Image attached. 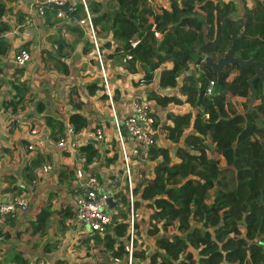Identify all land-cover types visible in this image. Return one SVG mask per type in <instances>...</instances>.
Listing matches in <instances>:
<instances>
[{"label": "trees", "instance_id": "1", "mask_svg": "<svg viewBox=\"0 0 264 264\" xmlns=\"http://www.w3.org/2000/svg\"><path fill=\"white\" fill-rule=\"evenodd\" d=\"M169 1L167 10H154L148 0L88 3L96 35L103 40L109 33L112 40L99 43L101 54L104 48H111L107 57L121 56L124 68L131 73L136 72V65L139 66L144 73L141 79L144 83L152 81L160 65L171 61L170 68L161 70L158 85L177 87L180 97L175 94H153L152 97L162 106L186 102L193 107V113L169 114L172 124L165 127L169 140L177 143L191 126L184 146H178L174 152L167 147L154 146L146 156L152 168L145 165L139 168L141 180L134 192L150 209L146 234L155 237L156 249L149 256L136 249L137 262L133 264H173L180 258V264H220L223 261L264 264L263 83L260 79L254 80V109L245 112L250 93L248 79L254 75V67L244 66L238 73V65L229 64L217 77L201 62L204 56L218 59L230 47L232 38L241 32L252 38L236 41L235 55L263 61L264 0H253L251 4L245 0ZM5 11L6 3L0 0L1 55L10 47L3 36L9 28L3 20ZM71 14L85 16L81 5ZM65 30L76 31L84 37L83 29L77 25H65ZM155 32L161 36L157 37ZM83 46L84 53L93 49L89 40ZM73 49L74 44L60 38L55 52L46 51L44 59L66 73L64 58ZM17 68L15 73L21 75L23 68ZM210 80L215 82L213 93L206 95L205 87ZM10 85L11 90L4 93L0 107L17 117L24 113L29 87L25 80L17 77ZM103 87V83L87 85L89 93ZM68 103L72 108L68 122L79 132L87 126V119L82 114L85 104L75 87L69 90ZM62 130L63 125H60L59 131ZM54 138L57 139V135ZM77 152L85 159L86 166L99 158L98 149L90 140L80 145ZM33 167L30 159L25 170L34 180ZM74 175L72 167L59 174L69 182ZM21 192L16 188L12 197ZM50 200L36 210L32 227L36 236L43 235L53 214L60 217V224L74 214L68 205L52 210ZM118 211L114 219L125 216L122 209ZM126 227L127 224L118 223L116 237H123ZM159 227L166 234L160 235ZM0 234L6 232L0 230ZM98 243V252L93 255L99 260L83 264H113L109 256L123 255V242H117V238L109 234ZM12 262L28 264L21 254H14ZM56 264L66 262L57 261Z\"/></svg>", "mask_w": 264, "mask_h": 264}, {"label": "crops", "instance_id": "2", "mask_svg": "<svg viewBox=\"0 0 264 264\" xmlns=\"http://www.w3.org/2000/svg\"><path fill=\"white\" fill-rule=\"evenodd\" d=\"M1 1L6 3L3 20L9 25L3 36L10 47L5 55L0 54V104L4 93L11 90L10 83L15 77L26 81L30 96L25 98L24 113L17 117L5 113L0 107V202L9 200L16 188H20L21 194L26 195L29 203L28 210L19 212L11 218L5 229L8 242L0 247V264H14L12 262L14 254H21L28 264H38L39 262L56 264L57 261L63 260L66 264H83L84 261H87L85 250L91 249L98 252V241H102L104 237L101 238L98 235L93 238L82 237L81 244L77 248H82L85 244L88 248L83 247L82 250L79 249L80 252L71 255L66 249L60 250L57 247L66 236L65 220L70 217L64 218L60 224L58 222L60 217L53 214L42 236L34 235L32 227L36 218V210L46 206L49 198H51L52 210L66 205L73 209L72 196L77 190L76 177L74 175L69 182L67 178L61 179L59 174L68 167H72L74 170L76 159L83 157L78 152L72 156L54 146L56 140L54 136L58 137L63 131H59V126L63 125V129L65 128L68 116L72 112L68 103L70 88L75 87L78 90L81 100L85 104L82 114L87 119V126L79 131V134L88 135L96 127L102 128L105 133V138L101 142L95 141L96 143H94L91 140L98 149L99 158L87 166L83 158L86 174L96 175L102 183V189L109 190L112 187L113 175L121 171V160L107 95L104 89L98 88L92 93H89L90 90L87 89V85L103 83L100 64L96 58L94 47L84 53L83 45L88 40L85 34L83 37L76 31L61 33L59 20L56 19L53 10L55 8L50 6L44 15H39L32 9L31 0ZM91 1L104 4L108 2V0H90L89 2ZM109 36L108 33L106 38L99 39V41H105V43L112 41ZM60 38H64L65 42L69 44H74V49L64 58L67 65L66 73L59 71L54 64L44 59L46 51L55 52L57 40ZM19 48H26L31 52L30 61L21 67L23 68L21 75L15 73V70L19 68L15 67L13 63V55ZM110 50L111 48H104L101 55L107 68L106 75L113 94L116 116L122 120L129 114L131 98L148 99L156 119L155 135L158 146L167 147L172 152L178 146H184V138L191 132V126L184 131L177 143H173L168 137H165V134L167 135L165 127L172 124L169 114L193 113V107L186 102L168 103L166 106H162L157 104L152 97L153 94L158 96L175 94L180 97L177 87L161 88L158 85L161 70L170 68L171 61H165L160 65L154 71L152 81L144 83L141 82L144 73L139 66L136 65V72H128L124 68L121 56L107 57ZM181 98L183 99V97ZM15 120H20L21 123L15 126ZM34 127L38 130L36 135L30 134V130ZM29 144L33 145V149H28ZM112 157L114 159L111 162L105 161L106 158L111 159ZM29 159L33 161L34 172L44 162L52 165V170L42 176L34 186L31 183L33 180L31 173L29 174L25 170ZM140 165L147 166L149 163L146 161L134 163L133 174L137 186L141 180ZM120 189L125 192V184L122 180ZM139 199L138 197V207L143 210V217L136 223L137 238L141 241L139 246L144 248L140 251H143L145 256H149L156 249L155 237L146 234L150 209ZM159 234H166L163 228L159 227ZM92 244L93 248L90 247ZM145 245L149 247L150 251Z\"/></svg>", "mask_w": 264, "mask_h": 264}, {"label": "built area", "instance_id": "3", "mask_svg": "<svg viewBox=\"0 0 264 264\" xmlns=\"http://www.w3.org/2000/svg\"><path fill=\"white\" fill-rule=\"evenodd\" d=\"M89 1L90 0H31L32 9L38 12L39 15H44L51 4H56L58 6L65 4V9L55 8L56 12L54 13L56 19L59 20L58 24L60 25L61 33L65 34L66 32L65 25H77L83 29L85 36L93 44L96 58L102 71L104 91L107 95L112 112L113 127L122 167L120 172L113 175L111 179V189L104 190L102 189V183L96 175L92 173L86 174L84 159H76L74 172L77 181V190H75L72 196L74 214L72 217L65 220V225L67 226L66 236L57 247L60 250L66 249L69 251V254L73 255L76 254V248L81 244L80 240L82 237L93 238L98 235L103 238L106 234H109L112 238H117V242H123V255L121 257L110 256V261L113 264H133L137 262L134 256L135 250H142V248L136 245V241H138L136 223L143 217V210L138 207L139 203L136 205L138 193L134 192V189L137 187L133 174L134 163L146 161L149 163L147 166L152 168V163L147 161L146 156L152 147L158 146L155 135L156 119L148 99L145 98H131L129 100V114L122 120L116 116L111 86L104 71L103 57L99 50L100 41L92 24V16L88 10ZM148 2L154 10H167L170 7L169 0H148ZM78 5L83 7L85 16H72L71 13L76 10ZM154 27L155 26H152V29H154ZM155 34L157 37L161 36V33L155 32ZM167 34L168 36L171 35L170 33ZM205 57L206 56L202 58V63H204ZM30 59L31 52L26 48H19L13 55L15 67L25 66ZM199 71L202 72L201 69H199ZM214 84V80H210L207 83L205 87L206 95H211L213 93ZM20 123V120L14 121L15 126H18ZM37 133L38 130L36 127L30 130V134L32 135H36ZM165 137H167L166 134ZM104 138V130L100 127L94 128L88 135H80L79 132L75 131L73 126L67 122L62 133L55 140L54 146L60 151L68 152L70 155L75 156L77 148L80 145L89 140L101 142ZM28 149H33V145L29 144ZM29 162L30 159L28 160V164ZM141 166L143 165H140V167ZM51 170V164L47 162L40 164L35 172L36 178L31 182L32 185L34 186L37 184L38 180ZM121 180L124 181L125 192H122L120 189ZM108 200L112 202V207L108 205ZM28 207L29 203L25 194H19L11 197L5 202H0V230L4 232L11 218L16 216L19 212L27 211ZM119 209L125 212V217L114 219V217L118 215ZM122 222L127 224L126 232L123 237H116L115 227L118 223ZM7 242L8 239L6 236L0 234V247ZM90 247L92 248L94 245L92 244ZM79 249L82 250L83 247ZM87 252H89V255H87ZM85 253L87 261L84 262L94 263V261L99 260L98 256L93 255V250H85ZM180 260L181 258L175 260L173 264H180ZM38 264H42V262ZM220 264L231 263L223 261Z\"/></svg>", "mask_w": 264, "mask_h": 264}, {"label": "water", "instance_id": "4", "mask_svg": "<svg viewBox=\"0 0 264 264\" xmlns=\"http://www.w3.org/2000/svg\"><path fill=\"white\" fill-rule=\"evenodd\" d=\"M53 8H66V5L58 6L56 4H51L50 5ZM246 37V38H252L248 35H246L244 32H241L239 36L233 37L232 42L230 47L226 50V52L220 56L218 59H214L211 56H206L204 63L205 65L212 70L213 73L216 74L217 77L220 76L222 68L226 67L229 64H237L238 65V73H240V70L244 66H253L254 67V75L248 79L249 83V103L247 106V109L245 112L249 110H253V103L255 101V91H254V80L260 79L263 83V88H264V60L259 61V60H253L252 58L249 59H243L240 56L235 55V43L236 41L240 40L241 38ZM94 143H96L94 141ZM108 205L112 207V202L108 200Z\"/></svg>", "mask_w": 264, "mask_h": 264}, {"label": "rangeland", "instance_id": "5", "mask_svg": "<svg viewBox=\"0 0 264 264\" xmlns=\"http://www.w3.org/2000/svg\"><path fill=\"white\" fill-rule=\"evenodd\" d=\"M245 1H246L247 3H251L253 0H249V1H248V0H245ZM103 60H104V58H103ZM98 65H99V64H98ZM103 66H104V68H105V73H107V71H106V70H107V68H106V66H105V63H104V61H103ZM124 203H125V201H124ZM137 236H138V235H137ZM140 243H141V241H139V239H138V241H137V246H138V247H140V246H139V244H140ZM83 247H86V248H88V247H87V244H85ZM145 247L147 248L148 246H147V245H145ZM140 248H141V247H140ZM142 248H143V247H142ZM143 249H144V248H143ZM147 250H148V251H150L149 247H148V249H147ZM78 252H80V251H79V249H78V248H76V251H75V253H78ZM144 263H146V262H144Z\"/></svg>", "mask_w": 264, "mask_h": 264}]
</instances>
